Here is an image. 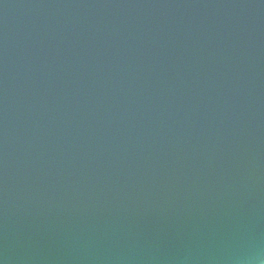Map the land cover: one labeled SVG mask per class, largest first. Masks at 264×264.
<instances>
[{"label": "water", "instance_id": "95a60500", "mask_svg": "<svg viewBox=\"0 0 264 264\" xmlns=\"http://www.w3.org/2000/svg\"><path fill=\"white\" fill-rule=\"evenodd\" d=\"M0 264H264V0H0Z\"/></svg>", "mask_w": 264, "mask_h": 264}]
</instances>
